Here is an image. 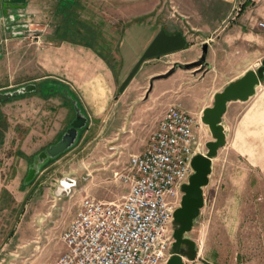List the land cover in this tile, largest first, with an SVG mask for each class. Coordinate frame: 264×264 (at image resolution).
I'll return each mask as SVG.
<instances>
[{
	"label": "crops",
	"instance_id": "obj_1",
	"mask_svg": "<svg viewBox=\"0 0 264 264\" xmlns=\"http://www.w3.org/2000/svg\"><path fill=\"white\" fill-rule=\"evenodd\" d=\"M39 1L41 11H30ZM12 4L20 5L28 15L40 12L47 21L44 27L49 29L44 36L47 45L36 65L38 74L31 63L26 67L28 79L18 82L14 63L0 57V93L28 84L36 86L30 94L0 103V218L1 212L27 202L34 181H38L24 183L29 161L40 150L25 154L18 150V124L25 121L27 129L21 138L27 139L26 145H34L35 137L45 138L34 130V123L39 122L41 132L51 131L48 137H59L75 118L70 101L59 92H47L48 87L67 89L96 120L120 122L117 131L126 138L152 135L168 106L178 104L195 119L197 137V131L209 133L208 128L204 131L201 115L212 106L214 94L252 69L248 66L237 72L220 88L227 74L234 73L226 69L225 43L239 42V50L254 59L259 56V44L264 46V29L258 27L264 22V0H102L101 7L98 0H76L66 9L62 0H0L2 18L8 11L15 14ZM93 19H97L94 26ZM115 26L120 27L117 35L107 30ZM204 45V74L194 82L192 74L182 75L175 66L198 61ZM140 90L148 95L144 105H139L141 97H135ZM21 104L26 105L25 114L19 109ZM233 214L235 217V211ZM238 214L224 225L233 226L234 231L240 228L242 217ZM239 245L235 242L234 249ZM221 248L218 245L217 249ZM184 262L212 264L201 257L198 246L196 259ZM240 264L254 263L246 260Z\"/></svg>",
	"mask_w": 264,
	"mask_h": 264
},
{
	"label": "rangeland",
	"instance_id": "obj_2",
	"mask_svg": "<svg viewBox=\"0 0 264 264\" xmlns=\"http://www.w3.org/2000/svg\"><path fill=\"white\" fill-rule=\"evenodd\" d=\"M101 2L98 0L99 7ZM13 7L17 10L15 14L8 11L5 18H0V57L5 59L4 62L14 63L17 81L21 82L28 79L27 65L33 63L34 71L37 74L40 72L36 65L43 46L47 45L44 36L49 26L44 27L47 21L40 12H29L28 15L20 5ZM42 7L39 1L32 4L29 10L41 11ZM96 20L93 19L92 26ZM118 28L115 26L107 30L117 35ZM239 44L237 41L225 43L226 69L234 73L227 74L220 88L246 67L256 70L263 65L262 44H259L257 59L250 58L247 51H240ZM203 68L204 64L189 69L178 67L177 71L182 75L192 74L196 82L203 76ZM14 81L12 79V84ZM16 89L19 88L3 93ZM135 97H141L139 105H144L148 95L140 90ZM19 109L26 113V105H19ZM88 114L85 113L88 124L79 132L74 146L39 166L33 178V181H38H34L32 197L13 210L1 212L0 264H53L65 251L61 236L82 199L90 197L117 202L126 194L127 187L114 178L113 173L124 171L131 155L144 152L152 132L148 137L126 138L122 131H117L120 122L99 121ZM69 124L65 125V130ZM222 124L226 135L225 146L212 160L209 182L203 188L205 205L192 231L186 236L194 239L201 257L212 264H240L246 260L264 264V76L254 96L247 102L228 105ZM32 126L45 138L37 136L34 145H26L27 139L21 138V134L26 132V123L18 124V150L24 154L29 150L41 152L59 141L65 132L62 130L59 137H48L51 131L41 132L39 122ZM196 133L200 147L195 155H205V144L212 137L208 132ZM39 152L30 159L27 169ZM234 211L236 218L238 213L242 217V225L236 231L233 226L224 225L226 221L233 222ZM235 242L241 244L237 250L234 249ZM245 243L252 245L243 246ZM218 245L222 248L217 249Z\"/></svg>",
	"mask_w": 264,
	"mask_h": 264
},
{
	"label": "built area",
	"instance_id": "obj_3",
	"mask_svg": "<svg viewBox=\"0 0 264 264\" xmlns=\"http://www.w3.org/2000/svg\"><path fill=\"white\" fill-rule=\"evenodd\" d=\"M258 27L264 29V22ZM195 123L178 104L169 105L144 152L113 173L127 187L122 200L82 199L61 236L65 251L53 264H166L173 214L200 147Z\"/></svg>",
	"mask_w": 264,
	"mask_h": 264
},
{
	"label": "water",
	"instance_id": "obj_4",
	"mask_svg": "<svg viewBox=\"0 0 264 264\" xmlns=\"http://www.w3.org/2000/svg\"><path fill=\"white\" fill-rule=\"evenodd\" d=\"M206 47L204 45L203 55L198 61L188 65H177L175 69L178 67L189 69L203 64L205 66ZM263 76L264 62L258 69L248 70L240 78L229 82L222 91L214 94L212 106L202 111L201 123L208 128L212 140L205 144V155L197 154L191 160L193 174L190 176L188 183L181 187L183 195L179 207L173 214V243L171 255L166 264H185L184 260L192 262L196 259L197 245L193 240L186 237V234L191 232L194 220L199 216L200 210L203 208V188L209 182V175L212 171V160L217 156L218 151L225 146L226 135L224 126L222 125V118L229 103H244L254 96L255 90L261 84ZM53 86H55L54 89H50L47 86L49 89L47 92H59L63 97L67 98L74 109L75 118L71 121L59 141L36 155L32 166L28 169L24 180L25 184L33 180L39 166H42L49 159H55L73 147L79 132L88 124V118L80 107L78 100L73 98L67 89L56 85ZM35 89V85L28 84L12 92L0 93V101L5 102L12 97L34 92Z\"/></svg>",
	"mask_w": 264,
	"mask_h": 264
},
{
	"label": "trees",
	"instance_id": "obj_5",
	"mask_svg": "<svg viewBox=\"0 0 264 264\" xmlns=\"http://www.w3.org/2000/svg\"><path fill=\"white\" fill-rule=\"evenodd\" d=\"M76 0H62V8H72L75 4ZM262 81V79H261Z\"/></svg>",
	"mask_w": 264,
	"mask_h": 264
}]
</instances>
